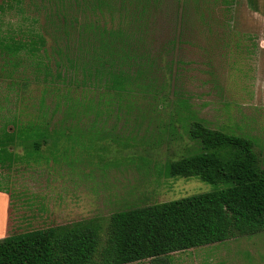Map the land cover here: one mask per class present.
Wrapping results in <instances>:
<instances>
[{"label":"rangeland","instance_id":"rangeland-1","mask_svg":"<svg viewBox=\"0 0 264 264\" xmlns=\"http://www.w3.org/2000/svg\"><path fill=\"white\" fill-rule=\"evenodd\" d=\"M184 8L172 42L164 19L151 28L141 77L124 93L108 80L116 66L81 53L71 69L49 40L33 58L0 57V139L5 127L15 137L14 151L0 154V192L12 202L5 238L82 223L101 248L114 214L228 188L170 175L172 163L200 152L188 134L197 121L250 140L264 168V0ZM160 264H264V232L172 252Z\"/></svg>","mask_w":264,"mask_h":264},{"label":"trees","instance_id":"trees-1","mask_svg":"<svg viewBox=\"0 0 264 264\" xmlns=\"http://www.w3.org/2000/svg\"><path fill=\"white\" fill-rule=\"evenodd\" d=\"M184 1L0 0V57L33 58L47 51L49 40L50 52L71 69L81 53L116 66L108 80L124 93L141 77L135 67L147 57L140 48L151 28L164 19L171 42L179 35L190 0ZM44 126L35 131L46 133ZM2 132L0 154L15 142L14 132L6 127ZM188 134L200 152L172 163L170 175L229 182L228 188L114 214L101 248L95 230L82 223L3 238L0 264L161 263L172 252L264 232V168L253 143L198 121Z\"/></svg>","mask_w":264,"mask_h":264},{"label":"crops","instance_id":"crops-1","mask_svg":"<svg viewBox=\"0 0 264 264\" xmlns=\"http://www.w3.org/2000/svg\"><path fill=\"white\" fill-rule=\"evenodd\" d=\"M10 151H14L13 148L10 149ZM0 203H1V211H2V230L0 231V240L5 238L9 235V212H10V206L12 204L10 197L7 193L0 192ZM47 218V217H45ZM157 264H160L159 262H156Z\"/></svg>","mask_w":264,"mask_h":264}]
</instances>
